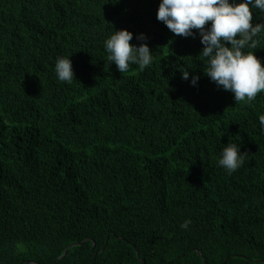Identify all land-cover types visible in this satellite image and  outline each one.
Returning a JSON list of instances; mask_svg holds the SVG:
<instances>
[{"label": "trees", "instance_id": "obj_1", "mask_svg": "<svg viewBox=\"0 0 264 264\" xmlns=\"http://www.w3.org/2000/svg\"><path fill=\"white\" fill-rule=\"evenodd\" d=\"M159 3L0 0V264H264V93L218 89ZM113 29L145 34L151 65H109ZM247 51L264 66V36ZM228 143L248 154L231 175Z\"/></svg>", "mask_w": 264, "mask_h": 264}, {"label": "clouds", "instance_id": "obj_2", "mask_svg": "<svg viewBox=\"0 0 264 264\" xmlns=\"http://www.w3.org/2000/svg\"><path fill=\"white\" fill-rule=\"evenodd\" d=\"M258 12L261 22L253 25V13ZM157 20L175 36L195 39L203 46L198 57L203 59L204 74L218 89L230 92L235 103L251 102L264 93V66L253 51L257 38L264 36V0H160ZM195 30V31H194ZM143 33L136 36L127 30H114L104 41L107 61L120 73L129 71L130 65L144 71L153 62V53ZM182 79L189 80V71L177 65ZM56 79L71 83L75 79L70 57H57L54 65ZM200 77L192 76L191 86L198 85ZM260 130L264 131V114L258 117ZM246 152L240 145L228 143L220 150L218 166L228 175L243 167ZM190 220L181 225L187 229Z\"/></svg>", "mask_w": 264, "mask_h": 264}, {"label": "water", "instance_id": "obj_3", "mask_svg": "<svg viewBox=\"0 0 264 264\" xmlns=\"http://www.w3.org/2000/svg\"><path fill=\"white\" fill-rule=\"evenodd\" d=\"M73 246V245H72ZM71 247V246H70ZM69 247V248H70ZM69 248H67L65 251H64V253L59 257V258H57V260H59L60 258H62V257H64L65 255H66V253H67V251L69 250ZM30 264H34V263H30ZM205 264V263H204Z\"/></svg>", "mask_w": 264, "mask_h": 264}]
</instances>
